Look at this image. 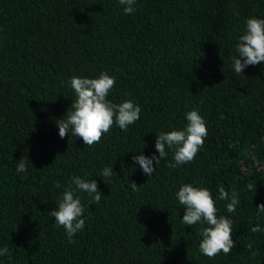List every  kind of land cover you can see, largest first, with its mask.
Returning <instances> with one entry per match:
<instances>
[{"label": "trees", "instance_id": "trees-1", "mask_svg": "<svg viewBox=\"0 0 264 264\" xmlns=\"http://www.w3.org/2000/svg\"><path fill=\"white\" fill-rule=\"evenodd\" d=\"M134 8L0 0V249L11 252L0 264H264V62L239 74L232 65L247 19H264V0H136ZM102 72L116 81L107 99L139 105V120L126 131L114 123L92 146L71 132L60 138L57 121L77 99L71 78ZM194 109L208 132L194 160L168 167L166 148L145 175L133 156H159L157 135L183 130ZM20 160L26 173L16 171ZM73 176L96 180L102 197L92 203L74 191L85 227L70 241L50 212L75 189ZM185 184L207 188L218 218L233 221L229 255L199 251L207 224L182 223L176 193ZM221 188L238 194L234 213Z\"/></svg>", "mask_w": 264, "mask_h": 264}, {"label": "clouds", "instance_id": "clouds-1", "mask_svg": "<svg viewBox=\"0 0 264 264\" xmlns=\"http://www.w3.org/2000/svg\"><path fill=\"white\" fill-rule=\"evenodd\" d=\"M136 0H119L124 6V13L131 14L135 11ZM264 62V19L249 18L246 21V31L240 35L236 44V54L232 57V65L235 73H243L248 66H254ZM115 78L102 72L98 78H81L73 76L70 80L72 89L77 99L71 105V111H67L66 118L57 121L60 138H64L71 132L75 137L83 139L85 145L92 146L101 141L102 136L109 132L115 123L121 130H127L129 125L134 124L140 118L141 108L131 100L121 104H113L107 99L109 92L115 86ZM187 126L183 130L161 132L157 135L155 149L159 156L151 157L144 155L133 156V160L139 164L143 173L149 177L153 175L160 159L167 156L166 148L174 150V163L168 167L175 168L192 162L204 144L208 132L203 117L198 109L186 113ZM17 173L27 172L26 162L20 160L16 169ZM113 174L112 167L102 171L101 176L105 182ZM75 189L69 187L64 191L58 208L53 209L50 215L55 218L58 226H63L69 240L84 229L85 220L81 218L84 207L79 197L74 195L75 190L87 193L92 203H99L101 192L96 180L86 181L79 176L72 177ZM141 186V185H140ZM55 187L59 188L57 182ZM248 189L253 190L249 184ZM131 189L138 191L139 186L131 182ZM178 201L184 206L182 223L192 226L197 223H206L202 227L200 235L202 240L199 251L208 258H214L223 252L229 255L235 247L232 239L233 221L225 216H217V208L211 192L207 188L194 187L192 184L181 186L176 193ZM219 199L230 201L227 203V211L234 213L239 204L238 194L233 191L231 195L223 188L219 190ZM264 214V203L257 207V216ZM253 233L261 231L259 224L251 228ZM251 248V244L248 245ZM254 254V253H253ZM0 256L11 257L7 246L0 249Z\"/></svg>", "mask_w": 264, "mask_h": 264}]
</instances>
